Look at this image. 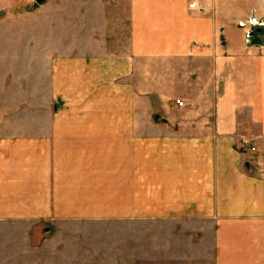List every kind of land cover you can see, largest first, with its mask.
Returning <instances> with one entry per match:
<instances>
[{
	"label": "crops",
	"instance_id": "0c3cea01",
	"mask_svg": "<svg viewBox=\"0 0 264 264\" xmlns=\"http://www.w3.org/2000/svg\"><path fill=\"white\" fill-rule=\"evenodd\" d=\"M35 4L26 17L58 106L1 129L0 220L201 222L187 233L208 241L210 264H264V35L246 43L237 26L264 0ZM160 61L176 64L173 100L165 80L139 77Z\"/></svg>",
	"mask_w": 264,
	"mask_h": 264
},
{
	"label": "rangeland",
	"instance_id": "374dc122",
	"mask_svg": "<svg viewBox=\"0 0 264 264\" xmlns=\"http://www.w3.org/2000/svg\"><path fill=\"white\" fill-rule=\"evenodd\" d=\"M0 1L2 8L11 3ZM36 1L15 0L14 7L0 9V131L19 134L26 130L25 120L40 118L54 110L53 105L58 106L42 73V45L36 37L32 41L35 29L26 17V9L36 6ZM249 17L264 23V16L253 13L240 19L237 26L241 28L239 24ZM241 29L245 42H249L247 29ZM174 65L166 61L145 62L137 71L147 81L165 80L159 87L161 96L173 100ZM177 77L181 78L180 74ZM174 90L179 95L187 93L182 83L174 84ZM182 103L185 106L184 100ZM254 110L251 107V112ZM249 127L259 136V125ZM200 223L186 227L176 224L173 218L1 219L0 264H210L208 241H202L204 236L195 238L187 233L200 228Z\"/></svg>",
	"mask_w": 264,
	"mask_h": 264
},
{
	"label": "built area",
	"instance_id": "2783aa9c",
	"mask_svg": "<svg viewBox=\"0 0 264 264\" xmlns=\"http://www.w3.org/2000/svg\"><path fill=\"white\" fill-rule=\"evenodd\" d=\"M189 7L190 8H195V4H190ZM239 26L241 28H243V29L244 28L247 29V30H245V36L247 38H250L251 37L250 36L251 32L254 31L256 28H258V27L264 28V23H261L260 21H258L254 17H249L245 22H241L239 24ZM176 104L178 106H180V107L183 106V103L181 101H179V100L176 101ZM241 148H243V149H249L251 151H254L255 150V148L253 146L249 145V143L247 142V140H244V139L241 141Z\"/></svg>",
	"mask_w": 264,
	"mask_h": 264
},
{
	"label": "water",
	"instance_id": "95a60500",
	"mask_svg": "<svg viewBox=\"0 0 264 264\" xmlns=\"http://www.w3.org/2000/svg\"><path fill=\"white\" fill-rule=\"evenodd\" d=\"M44 0H37L36 2L38 4L42 3ZM255 35H264V28L258 27L254 31L251 32L250 36H255Z\"/></svg>",
	"mask_w": 264,
	"mask_h": 264
}]
</instances>
